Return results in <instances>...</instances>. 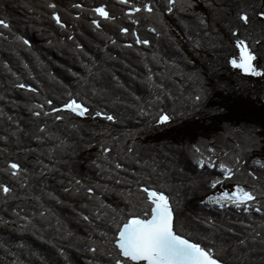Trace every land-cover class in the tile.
I'll return each mask as SVG.
<instances>
[{"label":"trees","instance_id":"16d2710c","mask_svg":"<svg viewBox=\"0 0 264 264\" xmlns=\"http://www.w3.org/2000/svg\"><path fill=\"white\" fill-rule=\"evenodd\" d=\"M146 190L212 258L264 264V0H0V264H134Z\"/></svg>","mask_w":264,"mask_h":264},{"label":"snow or ice","instance_id":"6c2138e0","mask_svg":"<svg viewBox=\"0 0 264 264\" xmlns=\"http://www.w3.org/2000/svg\"><path fill=\"white\" fill-rule=\"evenodd\" d=\"M97 12L106 16L103 9H97ZM237 47L240 48L239 63L233 59L232 66L245 73L260 75L252 64L254 56L249 53L243 41L238 42ZM75 107L79 108V105ZM166 119L167 117H162V121ZM243 195L251 199L249 193L245 192ZM148 196L154 205L150 218L131 219L119 232L117 247L121 255L136 264L140 261L146 264H216L208 252L174 233L172 214L166 198L155 192H148Z\"/></svg>","mask_w":264,"mask_h":264},{"label":"water","instance_id":"95a60500","mask_svg":"<svg viewBox=\"0 0 264 264\" xmlns=\"http://www.w3.org/2000/svg\"><path fill=\"white\" fill-rule=\"evenodd\" d=\"M30 90H33L32 88H30ZM69 105H71L72 107H69ZM76 105H78L77 103H70V104H68V105H66L65 107H64V109L65 110H67V111H69V112H72V113H74L75 115H77L78 117H80V118H85L86 116H85V112H86V108L85 107H83V106H81V105H79V108H76L75 106ZM148 192H154V191H152V190H147V193ZM156 193V192H155ZM158 195H163L165 198H166V200L168 201V205H169V210L171 211L172 209H171V207H170V202H169V200H168V198H167V196L164 194V193H161V192H159V193H157ZM148 198H149V196H148ZM149 202L151 203V201H150V198H149ZM152 207H154V205L152 204ZM152 209V208H151ZM150 209V210H151ZM171 214H172V227H173V223H174V213H173V211H171ZM135 218V217H134ZM134 218H130L129 220H131V219H134ZM150 218V217H149ZM138 219H140V218H138ZM123 227V226H122ZM122 227H121V229H122ZM120 229V230H121ZM173 231H174V229H173ZM120 232V231H119ZM174 233H175V231H174ZM176 234V233H175ZM177 235V234H176ZM117 236V238H119V233H118V235H116ZM179 236V235H178ZM181 237V236H180ZM181 238H183V239H186V238H184V237H181ZM187 240V239H186ZM187 241H189V240H187ZM190 243H192V244H195V243H193L192 241H189ZM195 245H197V246H199L198 244H195ZM116 246H117V242H116ZM200 247V246H199ZM118 248V247H117ZM201 248V247H200ZM202 249V248H201ZM118 250H119V248H118ZM120 251V250H119ZM210 255V254H209ZM122 256V255H121ZM123 257V256H122ZM123 258H125V257H123ZM212 258V257H211ZM213 260H215L216 261V264H222V262H220L218 259H215V258H212ZM131 262H133V261H131ZM140 262H143V264H146V262H144V261H140ZM139 262V263H140ZM133 263H136V262H133Z\"/></svg>","mask_w":264,"mask_h":264},{"label":"rangeland","instance_id":"374dc122","mask_svg":"<svg viewBox=\"0 0 264 264\" xmlns=\"http://www.w3.org/2000/svg\"><path fill=\"white\" fill-rule=\"evenodd\" d=\"M238 51H239V56H238V60H236L238 63H239V58H240V48H238ZM232 64V63H231ZM252 64H253V61H252ZM254 66V65H253ZM12 67V66H11ZM242 72H244L243 70H242ZM245 73V72H244ZM247 74H250V73H247ZM28 90H30V87H28ZM70 103H74V102H70ZM70 103H68V104H70ZM67 104V105H68ZM65 107V106H64ZM64 107H62V110H64L65 112H69V111H67V110H65L64 109ZM70 113H72V112H70ZM86 113V112H85ZM73 115H75L74 113H72ZM76 117H78L77 115H75ZM78 118H80V117H78ZM182 138H185L184 136H182ZM229 188H226V191H227V193H231L232 192V188H230V186H228ZM146 194H147V197H148V193H147V190H146ZM237 200H240V201H246V199L247 198H245V197H235ZM148 200H149V198H148ZM150 203V202H149ZM151 204V206H152V203H150ZM121 229V228H120ZM120 231V230H119ZM119 233V232H118ZM118 235V234H117ZM118 241V238H116V242ZM115 246H116V243H115ZM116 248H117V246H116ZM117 250H118V248H117ZM119 251V250H118ZM119 253H120V251H119ZM120 256H121V253H120ZM121 258L122 259H126V258H123L122 256H121ZM130 261V260H129ZM133 263V262H132ZM140 263H143V262H140ZM134 264H136V263H134Z\"/></svg>","mask_w":264,"mask_h":264}]
</instances>
